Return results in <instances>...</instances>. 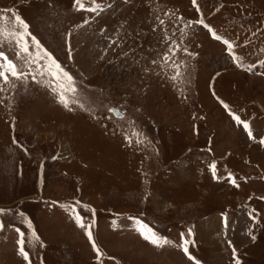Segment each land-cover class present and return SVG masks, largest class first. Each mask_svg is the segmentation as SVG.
<instances>
[{
	"label": "rangeland",
	"instance_id": "obj_1",
	"mask_svg": "<svg viewBox=\"0 0 264 264\" xmlns=\"http://www.w3.org/2000/svg\"><path fill=\"white\" fill-rule=\"evenodd\" d=\"M98 2L99 15L0 0V27L21 16L84 105L65 108L31 78L0 93V264H28L17 228L31 264H235L233 247L241 264H264V0ZM0 49L13 57L7 39ZM137 220L171 243L145 241Z\"/></svg>",
	"mask_w": 264,
	"mask_h": 264
},
{
	"label": "snow or ice",
	"instance_id": "obj_2",
	"mask_svg": "<svg viewBox=\"0 0 264 264\" xmlns=\"http://www.w3.org/2000/svg\"><path fill=\"white\" fill-rule=\"evenodd\" d=\"M124 2L129 3L130 0H124ZM73 3L74 6L77 7L80 11H88L91 13H96L98 15L105 11V6L102 3L98 2V0H89L90 6L88 7H86L85 0H73ZM196 3L197 0H193V4L195 5ZM2 11L4 10H0V12ZM8 19V17L0 16V25H2L3 22ZM160 23L163 24L164 21L161 20ZM191 23L193 22H189V24ZM199 23L202 24L204 28L208 29L217 41H220L222 39V37L212 31V29L207 24H205L203 20L199 21ZM29 29L30 25L21 16L16 15L15 13H13L11 28L0 27V43H2L3 39H7L14 53L13 57L10 58L5 50L0 49V93L6 91L5 86H7V88H15V82L19 81L23 83L31 78V80L35 83L41 84L50 89L52 93L58 98V102L61 103L65 108L71 109L72 105L83 108L84 105L79 100L78 86L76 85L74 77L62 67V65L58 62V60L51 52L44 48L40 41L32 35ZM112 43H116V41L113 40ZM223 43L227 45V48L229 50H232L234 48V45L227 40H223ZM177 50V45H173L169 48V52L173 55ZM230 54L232 55V59L234 60V62L238 63L239 58L234 53L230 52ZM189 55H191V53H189ZM163 60L167 63L171 60V56L166 54L164 55ZM153 63H156V61H153ZM173 68L174 74L170 76V79L172 81H178L182 78L180 66L173 65ZM224 107L228 109V105L225 104ZM111 111L119 116V113L116 112L115 109H111ZM229 114L232 116L233 120L238 126H243V129L247 131L249 138H254L252 128L246 121L241 120V117L231 112L230 109ZM135 135L139 136L138 133ZM128 142H132L130 137L128 139ZM137 142L139 143L141 141L137 139ZM260 142L264 144V140ZM211 167L212 174L215 177L216 166L213 164ZM229 179L234 185H236L235 178L230 175ZM76 203L78 204L80 202L77 201ZM73 214L77 226L81 229L86 230V235L89 241L92 243V247L95 250L97 257L101 256V250L93 239L92 224H86L84 222L85 218L82 217L79 212L75 211V206H73ZM20 215H23V213H20ZM250 218L254 222L258 223L255 216H251L250 214ZM136 223L139 225L138 231L140 232L142 238L145 241H148L153 246L163 247L171 243L166 238L159 236L155 231L144 225L141 221L137 220ZM227 226L228 222L227 218L225 217V227ZM3 227L4 224L2 221H0V230H3ZM29 227H31L30 222ZM16 231L19 233L20 237V239L18 240L19 255H21L25 261H28V264H31L29 253L25 251L24 247L25 233L20 231L19 228H17ZM192 235L193 234L191 230H189L188 237H191ZM249 235L251 236V239L253 241L256 240L255 235H252L251 233H249ZM33 236L35 237L34 232ZM35 238L37 240L39 239L38 237ZM190 244H194V240L182 237V251L189 257V259H193V257H191L189 253ZM232 251L235 264H241L240 259L236 256V249L234 247L232 248Z\"/></svg>",
	"mask_w": 264,
	"mask_h": 264
}]
</instances>
